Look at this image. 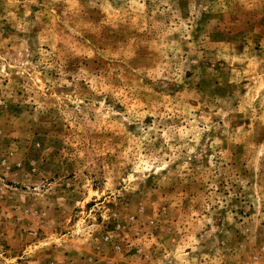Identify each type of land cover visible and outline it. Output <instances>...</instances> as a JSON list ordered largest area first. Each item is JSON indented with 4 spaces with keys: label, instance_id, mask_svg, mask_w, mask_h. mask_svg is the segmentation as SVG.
Returning a JSON list of instances; mask_svg holds the SVG:
<instances>
[{
    "label": "rangeland",
    "instance_id": "rangeland-1",
    "mask_svg": "<svg viewBox=\"0 0 264 264\" xmlns=\"http://www.w3.org/2000/svg\"><path fill=\"white\" fill-rule=\"evenodd\" d=\"M0 264H264V0H0Z\"/></svg>",
    "mask_w": 264,
    "mask_h": 264
}]
</instances>
